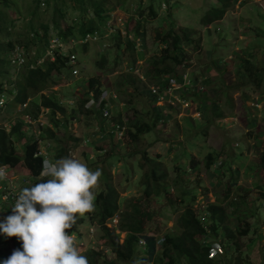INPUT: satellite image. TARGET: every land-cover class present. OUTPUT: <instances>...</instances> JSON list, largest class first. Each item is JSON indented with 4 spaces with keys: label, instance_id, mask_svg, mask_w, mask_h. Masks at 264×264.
<instances>
[{
    "label": "rangeland",
    "instance_id": "rangeland-1",
    "mask_svg": "<svg viewBox=\"0 0 264 264\" xmlns=\"http://www.w3.org/2000/svg\"><path fill=\"white\" fill-rule=\"evenodd\" d=\"M66 1L69 6L66 11L68 18L66 25H72L75 24L80 10L76 8V0ZM261 1L264 0H239L223 20L204 26L200 23V18L215 0H171L167 4H163L162 0H155L153 3L150 0H143L141 6L138 0H120L121 6L111 13L110 20L106 25L108 30L104 35L99 36L97 40H90L86 48L81 46L77 49L79 73L72 75L70 70L63 71L61 76L63 84L45 91L46 94H54L71 111V107L74 105L71 106L70 102L74 99L76 101L83 95L87 90L86 82L90 77L100 78L103 87L106 88L107 85H112V81L117 78L118 73L130 72L129 65H133L130 62L131 51L124 43L121 48L119 47L121 56L116 61L117 47L114 46L115 42L112 35L120 31L123 38L129 37L132 39L136 35L134 28L138 19L141 20L143 27L146 29L145 44L148 49L146 51L142 40L136 39L137 49L142 54L141 60L138 62L139 74L141 75L148 67L147 61L152 52L156 48L160 50L159 47H165L162 42H159L160 40H158V43L155 42L154 36L158 28L162 32H167L174 21L177 33L183 34L186 26L192 29L195 33L193 35L194 42L183 44V49L192 63H185L186 66L179 69V76L181 77L180 73L188 69L193 79L201 80V91H198V93L206 91L208 95V98L203 101L201 107L197 110L201 113L194 112L192 115L183 112L181 109L175 112L176 110L171 107H163L166 109H163V111L169 113V116L163 122L160 121L152 132L143 135V139L136 146V149L130 150L126 148L124 142L118 141L117 138L106 132L110 128L108 123L111 122L104 119L102 121L100 119L101 114L98 111H93L90 114L77 113V119L74 122L80 124L82 121L81 128L84 129L83 132L85 133H80L81 136L79 137L81 141L89 138V142L78 148L76 154L79 155L78 161L86 164L89 169L101 172L98 186L94 190L95 194L104 188L107 177H110L120 197H122L120 200L121 208L130 201L138 200L142 201L144 207L149 208V200L144 193L146 185L143 175L145 172H149L154 164L147 163L146 159L142 158L144 154L165 161L163 164L168 172L167 177H170L165 185L170 194L175 195L180 188L187 189L183 179H180L184 177L192 179L189 186L193 190V194L196 195V200L192 201L193 203L201 199L206 202H214L218 197L221 204H227L229 211H233L228 204L229 201L234 197L240 201L239 195H244L252 205V210H255V214L242 222L243 227L246 226L245 223L251 225L250 233L241 238L242 243H248L247 251L243 245V256H249L255 264H264V199L263 196L260 197V191H263L260 187H264V172H262V166L255 165L256 168L253 170L246 167L253 163L251 162L254 160L251 158L254 154L252 152L253 146L258 144L264 148V102L262 108L255 106L257 96L262 97L261 100L259 99L260 101L264 99L261 94L264 93V79L261 80L260 94L257 95L258 90H254L250 85H247L250 82H245L246 84L242 82L240 87L237 88L235 83H238L239 79L235 76V73L241 62V57H249L250 53L254 54L253 59L260 62V64L264 62V6L260 5ZM13 2L14 5L3 9L7 11L10 18L20 17L15 22L17 28L14 37L18 38L19 36L20 39L26 40V33L29 29L27 21L32 17L36 1L13 0ZM151 3L157 11L156 17L150 15L149 6ZM38 7L40 19L48 22L56 8H62L64 4L62 0H52L49 5L40 2ZM90 17H93V13L88 15V18ZM75 43H77V40H75ZM102 54H106L109 60L107 67L104 69L96 64L97 59ZM226 66L230 71L225 72ZM114 67L116 69L113 72H108L109 69L113 70ZM135 73L137 74V72ZM12 74L13 69L11 67L10 76ZM145 77L147 79L140 84L142 90L148 88L149 84L154 81L148 78L147 75ZM178 86L181 85L178 84ZM6 87L8 85L4 86V88ZM11 90L14 92L13 88ZM144 92L139 94V102H136V107L140 109L141 106H146L151 112L155 103H151L152 97ZM180 92L186 94L187 98H191L195 104H201L202 101L199 100L201 95L197 96L195 89H185ZM128 94L131 93L128 92ZM227 94H229L230 100H228ZM1 95L0 92V97ZM129 95L113 101L111 117L107 118L108 121L116 123L114 119L118 116L126 121L128 118L137 115L134 112L136 109L127 102ZM37 99L41 101L40 96ZM214 104L219 106L218 111H215ZM5 107L6 111L0 113V127H4V123L11 117L15 121L22 117V111L19 107L14 111L7 110L6 105ZM70 111L67 113L66 121L65 118H62L66 122L62 127L63 133L67 134L71 133L69 124L72 126L70 120H72L71 116L73 115ZM141 111L139 110V113L144 116L145 113ZM217 112H223L226 118L219 121L215 118ZM231 115H235L234 117L237 118L233 119ZM246 115L249 116V121ZM242 117L246 118L247 123L242 120ZM145 118L150 119V122H152L150 114ZM206 126L208 128L204 131ZM37 127L40 126L36 124L33 129ZM81 128L79 129L81 130ZM28 132L29 135H32L33 131ZM255 134H257V138L254 137ZM64 138L65 136H62L59 139L61 147L65 144ZM16 144L23 153L18 140ZM70 147L74 148V145L71 144ZM167 148H170L169 152ZM182 151L184 154H180ZM210 152L214 156L213 163L208 169L202 168L201 170V161ZM257 153L259 154V151ZM191 156L196 161L195 167H190ZM75 159L77 160V158ZM143 163H145V167H142ZM216 163L223 166L214 171ZM230 164L233 170H237L238 176L235 177L234 172H225L218 176L220 171L229 168ZM210 172H212L211 176L209 175ZM6 175L11 178L13 186L15 184L20 189L29 184V181H33V178L28 177L30 176L28 170L22 165L14 169L8 168ZM47 179H50V177ZM175 179L177 181H174ZM228 186L231 187V195L226 198ZM253 196L260 197L258 202L252 203L249 200ZM150 198H153V196ZM190 198L191 196H188L187 201H190ZM156 200L159 205V212L163 216L162 231L177 232L176 220L179 211H175V207L172 208L167 205L169 204L168 196L164 193L151 201V204ZM244 204H241L240 209H248V206ZM3 207L1 205L0 210ZM2 214L0 211V216ZM82 217L84 216L78 215L76 220ZM5 219H3V222ZM85 219L86 222L79 224L77 228L82 234L80 241L84 243L83 249H79L80 253L86 255L90 248L102 249L106 252L105 259H113L115 254L110 252L109 247L105 245L106 238L102 237L103 231L98 226L94 227L93 222L87 217ZM117 223L112 226L117 228ZM229 224L233 228L238 225L235 219L229 220ZM116 232H119V230ZM120 233L121 241H123L125 232ZM8 238V243L3 244L0 242V264H4L15 250H23L21 241L16 240L14 242L12 238ZM221 238L219 236L216 240H221ZM254 239L256 240L253 242ZM227 249L229 250V248ZM141 254L145 255V252L141 251Z\"/></svg>",
    "mask_w": 264,
    "mask_h": 264
},
{
    "label": "trees",
    "instance_id": "trees-1",
    "mask_svg": "<svg viewBox=\"0 0 264 264\" xmlns=\"http://www.w3.org/2000/svg\"><path fill=\"white\" fill-rule=\"evenodd\" d=\"M36 7L32 12V17L27 21L28 31L26 33V40L15 38V30L17 28L16 20L20 17L10 18L5 8H9L14 5L13 0H0V90L3 89V82L9 81V54L10 51L18 44L24 46L27 50L41 51L49 43L50 38L57 34L63 40H69L70 37L85 36L87 33L98 32L103 30L107 21L111 17V13L116 8L121 6L120 0H76V8L80 10V14L76 17L75 24H67L68 18L66 11L68 9L67 1H63L64 7L56 8L55 12L52 13L50 21L44 22L40 19L38 12L39 3L49 5L52 0H35ZM54 1V0H53ZM139 5L143 0H138ZM152 3L155 0H150ZM239 0H215V2L207 8L205 13L200 18V23L204 26L211 25L215 22L224 19L225 15L231 11L233 7L238 3ZM57 2V1H56ZM163 4L170 3L171 0H162ZM149 6L150 15L153 17L157 16V11L154 6ZM56 5V4H54ZM4 8V9H3ZM139 8V7H138ZM137 8V9H138ZM65 9V10H64ZM135 9V10H137ZM93 13V17L88 18V15ZM63 25V26H62ZM175 22L171 23V27L167 32L159 30L155 34V42H162L165 47L157 48L152 52L151 56L147 61L145 74L154 82H159L165 77L171 79L177 77L179 69L182 66H186L188 63H192L190 57L187 56L183 49L184 43H193L195 34L192 29L187 26L183 34L177 33L175 30ZM136 35L131 39L129 37L123 38L120 31L113 33L114 46L117 47V53L115 56L116 61L120 58V48L125 43L128 49L131 51L130 61L137 68L136 62L141 59L142 54L137 51L136 39L139 38L143 41L146 51V29L140 19L137 20L135 26ZM89 43L79 44L78 47L82 46L86 48ZM120 47V48H119ZM144 48V50H145ZM77 51V49H74ZM264 52V51H263ZM254 54H249V57H241V62L238 65L235 76L239 79L237 88L240 87L242 82H250L247 85L259 89L261 86V80L264 79V62L260 64L257 60L253 59ZM69 56L58 57L55 61L47 59L43 65L37 66L36 68L26 67L24 74L19 79L16 88L17 93L14 94L13 99L8 102L7 110L16 108L19 103H23L28 98L34 96V101L29 106L28 113L35 116L38 115L41 106L49 107L52 113L61 111L66 112L64 105L60 99L55 97L54 94L41 93L43 90H48L56 85L63 84L62 72L69 70L67 64ZM97 66L101 69L106 68L109 63L106 54H102L96 61ZM186 63V64H185ZM29 65V64H28ZM181 66V67H179ZM108 70V72H113ZM225 72L230 71L228 66L225 67ZM143 80L135 74L133 71L118 73L117 78L112 81V85H107L106 88L114 90L117 93L118 98L129 95L128 104L136 109L135 117L128 118L123 121L121 116L115 117V122L118 124H126V148L136 149V146L142 141L143 135L150 133L156 127L161 119L165 120L169 113L163 112V109L159 106L154 105L153 110L150 112L146 106L139 109L136 102H139V94L144 93L151 96V103H155V96H153L149 89L142 90L140 87ZM167 83V82H166ZM165 83V84H166ZM246 84V83H245ZM88 91H93L95 96L98 97L104 87L100 78L90 77L86 82ZM198 88V87H197ZM131 89V91H129ZM201 90H199L200 92ZM40 95L41 101H38L37 96ZM88 92L85 93V96ZM197 96L201 95L200 101L206 100L208 97L206 91L202 93H196ZM228 100H230L229 94H227ZM85 99L78 101L77 108L73 109V113L85 111L93 112V110L84 109ZM33 105V106H32ZM195 105V104H194ZM194 105H192L193 111ZM215 105V111H218L219 106ZM197 108L201 107V104H196ZM144 112L142 116L139 113ZM152 118L146 119L145 116L149 115ZM215 118L223 119L225 117L223 112L215 113ZM5 115V114H4ZM7 118V117H6ZM108 123L109 127H115V123ZM26 121L23 118L17 119L12 127L7 129H0V165H4L7 168H16L22 165L32 177H37L42 168V155H37L39 151V141L34 136L28 135L26 132ZM208 126L204 128L206 131ZM257 138V134L254 136ZM23 148V153L19 151V147L16 142ZM79 140V139H77ZM74 147L79 145V141L74 144ZM254 150V151H253ZM252 152L254 153L251 157L254 159L252 165L250 164L246 168L249 170L255 169V165L262 166V172H264V148L257 145L253 146ZM259 151V154L257 153ZM146 156V161L152 162L153 167L143 177L145 179L146 188L144 190L146 198L149 200L148 207H144L141 200L130 201L123 208H121L119 192L113 185L110 177L106 179L105 187L95 194L94 210L86 213L84 217L76 220L73 227L69 230L73 232L77 230L79 224L86 222L87 217L91 222L96 221L102 232V237L106 238L105 245L109 247L110 252L115 254L113 259H105L106 252L101 249L90 248L86 257L89 264H255L249 256H243V245L245 250H248V243H242L241 238L246 236L251 231V225L243 223L249 216L255 214V210H252V205L246 200L244 195L240 196V201L234 197L229 201V206L233 211H229L227 204H221L219 201L211 203L207 207L206 219H201V215L197 214L195 209L191 206V201L195 199L193 190L180 188L175 196L167 191L168 172L164 167L163 162H157V159ZM213 160V153L207 155V165ZM145 167V164H144ZM209 167V166H208ZM231 171V170H230ZM225 172V170H224ZM237 170L234 171V176H238ZM174 181H177L176 179ZM33 184H28L27 188H31L36 185V181ZM263 186V185H261ZM263 191H260L261 196L264 199V187ZM162 193L168 196L169 206L175 207V211H179L178 218L176 220V231H162L163 229V216L159 212V205L157 200L151 204V201L155 200L156 197ZM231 195V187L228 186L226 198ZM153 196V198H150ZM191 196L190 201H187V197ZM260 197H250L249 200L252 203L260 199ZM246 204L248 209H240L241 204ZM244 204V205H245ZM118 215L119 217V229L126 231V236L121 242L119 239V233L116 232V228L110 227L107 221ZM1 217V216H0ZM236 220L238 224L235 228L231 227L229 220ZM2 222V221H0ZM241 228V229H240ZM238 229V230H237ZM223 233V234H222ZM141 235H147V249L146 254H141V249L138 244L139 237ZM219 236L223 238V245L225 252L223 255L209 257V244ZM0 242L3 244L9 242L8 236L0 233ZM160 237V238H159ZM14 239L15 237H10ZM160 240L159 246L157 247V241ZM256 239L253 240V242ZM229 248V250L227 249ZM148 255V257H147Z\"/></svg>",
    "mask_w": 264,
    "mask_h": 264
},
{
    "label": "clouds",
    "instance_id": "clouds-1",
    "mask_svg": "<svg viewBox=\"0 0 264 264\" xmlns=\"http://www.w3.org/2000/svg\"><path fill=\"white\" fill-rule=\"evenodd\" d=\"M260 5L264 6V1H261ZM109 20L107 21V23L109 22ZM106 25L104 26V29L102 31L99 30L98 32L87 33V34H96L99 39V36L101 37L108 30V28H106ZM85 36H80V37L72 36L69 38V40H63L60 36L55 34L50 38L48 45L40 52L30 49L27 50L25 49L24 46H21L19 44L15 46L10 51L8 57L10 63V66H8L9 81L4 80L2 85L4 90L2 91L0 90V92L2 93L0 97V113L1 111H6L5 105L8 108L7 103L10 102L13 99L14 94L17 93L16 85L19 79L24 74L26 67L29 66L30 68H36L37 66L43 65V63L47 59L51 61H55L58 57L64 58V56H69L67 62L69 66V70L72 75L78 74L79 56H77L78 50L75 51L74 49L75 48L78 49L79 44L90 43V40L80 41L83 38H85ZM53 39H58V41L62 43L63 46L54 48L53 52L51 53V44ZM72 40L74 41L77 40V43H73ZM136 47H137V43H136ZM16 50L20 52V56L14 55ZM72 55L76 56L74 62L72 61L71 58ZM138 62L139 60L136 62L137 68L135 69L133 68L135 67L134 65H129L130 71H133L134 73L137 72V75L142 80L145 81L147 79L145 77L146 74L145 72L142 75L139 74L140 67ZM11 67L13 69L12 76H10ZM180 75L181 77L179 76L178 73L177 77H172L169 80L168 78L165 77L167 80L163 79L160 80V82L153 81V83L149 84L148 89L150 93L153 96H155V105L161 107L164 110L166 109L163 107H171L172 109L176 110L175 112H178V110L181 109L183 112L186 113L192 114L194 112L196 113L198 112V114H200L201 112L197 111L199 110V108L196 107V104L192 101V99L187 98L186 94L181 93L180 91L185 89H189V90L195 89L196 93H198V91L201 90V85H200L201 80L197 81L196 79H193L188 69L181 72ZM185 75H187L186 78ZM173 82H176L177 85L178 84L181 85L178 89L175 90V93L179 96L180 101H177L176 105L168 104L164 106L158 104L157 96L152 93L150 86L156 85L159 86L161 89H163L164 87L170 86L171 83ZM5 85H8V87L4 88ZM12 88L14 89V92H12L11 90ZM252 88L255 90V87ZM259 89H256L258 90V92L256 93L257 95L260 94ZM45 91L46 90H43L41 91V93H45ZM86 92H88L87 96H85ZM105 92L107 93L106 98L101 99L102 95ZM261 94L264 96V93ZM34 96L28 98V100H26L23 103H19L16 106V108L19 107L20 110L22 111L21 118H23L27 123L26 124L27 134L29 135L28 131H30V133L33 131L31 133L32 134L31 136H34L39 141V151L37 155L43 156L42 168L40 174L37 177H32L31 174L30 176H28L33 178V181H36L35 182L36 185H34L31 188H27L28 185L27 184L24 185L21 189L17 187L15 184L13 186L11 178L8 175H6V173L8 172V168L4 165H0V206L1 205L4 206L0 210L1 213H3L2 216L0 217V221H2L0 222V232H2L4 235L8 237H15L13 239L14 242L16 240L21 241L22 249H23V250H19V249L15 250L12 253V255L4 262V264H89L87 257L85 255H82L79 251V249H83V245H84V243L80 241L82 234L78 231V229L70 233L69 230L75 224L78 215L84 216L86 213H89L94 210V201H95L94 190L98 186L101 172L99 170L92 171L87 167L86 164H83L80 161H78L79 155L76 154V151L78 148L82 147L83 145H86L89 142V138L83 137L85 139H82L81 141V138L79 136H81L80 133H82L84 130L81 128L82 121L80 122V124L74 121L77 119L76 114L82 112L73 113V109L77 108L78 101L80 99H85L84 101L85 110L98 111L101 114L100 116L101 120L104 119L107 122H110L107 120V118L111 117L113 101H116V99H118V96L114 90L104 88L102 93L98 97H96L93 91L89 92L87 89L83 93V95H81L76 101L74 99L73 101L70 102L71 106L74 105L73 107H71V111L67 109V107L61 102L66 109L65 113L57 110L55 114H53L51 108L41 106L37 116H35L34 114L33 115L29 114L27 110L34 101V99H36L34 98ZM261 98L262 97L259 96L256 97L255 106H260L262 108V103L264 102V99L260 101ZM107 102H109L110 104L109 117L104 115V110H103L106 107ZM183 103H186L187 106L183 107ZM202 103L203 102H201V105ZM192 105H194L195 111H193V109L191 108ZM69 111L70 113H72L73 116H71L72 120H70V123L72 122V126L69 124V129H71L70 130L71 133L67 134V133H63L64 130L62 129V127H64V125L66 124L65 121L67 118V113ZM82 114H90V111H85V113ZM234 116L235 115L233 116L231 115L233 119L237 118ZM62 118H65L64 119L65 121L62 120ZM225 118L226 117L218 120L221 121L224 120ZM246 118L248 121L250 120L249 116L247 115ZM246 118L242 117V120H244L245 123H247ZM16 121L13 119V117H11L6 123H4V127L1 126L0 129L9 130ZM161 121L163 122L164 120L161 119ZM61 123L62 125L59 126V124ZM36 124H38L40 127L33 129V126ZM115 124H117L115 125V127L108 128L106 132L112 135L114 138H117L118 141H122L125 143L126 126L118 123ZM79 128H81L82 131ZM71 134H74L73 138L79 139V145L74 148L70 147V145L71 144L73 145V143L71 141H67ZM62 136H65L64 138L65 144L63 145V147H61L60 145L61 143L59 140ZM52 142L54 143V145ZM67 142L69 144H66ZM54 147L57 148L56 155L50 154V151L51 152L54 151ZM20 149L23 148L20 146ZM167 150L169 152L170 148H167ZM183 151L180 154H184ZM207 155L205 159L201 161L202 162L201 170L202 168L208 169L211 166V163H213L212 160L211 163L207 165ZM75 158H77V160ZM142 158L146 159V156ZM157 162H165V161L158 160ZM195 163H196L195 159L191 156L190 167H195ZM144 164L145 163L142 164V167H144ZM214 166L215 169L213 170L217 171V169L219 167H222L223 165L221 164L217 165L216 163ZM178 167L180 168V166ZM234 171L235 170H233L231 164L229 165V168L225 170V172H230V173ZM225 172L224 170H221L218 176L221 173H225ZM146 173L147 172H145L144 175ZM211 174L212 172H210L209 175L211 176ZM48 177H50V179H47ZM169 178L170 177H168V179ZM180 179H183L184 185L187 188L186 190L191 189V187L189 186L190 180H192L191 178L187 179L182 177ZM33 181H29V184H33L34 183ZM145 188L146 187H144V190ZM177 195L178 192L175 193V196ZM195 200H196V195H195V199L192 201L194 202ZM192 201H191V206L195 209L197 214L202 216L200 218L203 220L206 219L205 218L207 214L206 209L208 205L211 203H215L216 201H219V198L216 197L214 202H206L203 199L197 201L196 203H193ZM5 217L7 218L5 219ZM3 219H5L4 222ZM116 223H117L116 231L119 230V232L117 233H119V239L121 241L120 232H122V230L119 229L118 215H115L114 217H112L107 221V224L110 227H113L112 225ZM92 225H94V227L96 226L100 227L96 221H93ZM124 232L126 236V231ZM222 241L223 238H221V240L215 239L213 240V242L209 244L210 246L208 253L210 258H213L215 256L220 257V255L224 254L225 247ZM159 243L160 240H158L156 243L157 247L159 246ZM138 244L140 249L146 252L148 245L147 235H141L139 237ZM211 248L212 250H214L212 256L210 251ZM220 249L222 251H220ZM151 264L153 263L151 262Z\"/></svg>",
    "mask_w": 264,
    "mask_h": 264
},
{
    "label": "built area",
    "instance_id": "built-area-1",
    "mask_svg": "<svg viewBox=\"0 0 264 264\" xmlns=\"http://www.w3.org/2000/svg\"><path fill=\"white\" fill-rule=\"evenodd\" d=\"M93 39H98V36L96 34H87L85 36V38H83L82 40L80 41H88V40H93ZM73 43H75L74 40H72ZM63 44L60 43L58 41V39H53L52 40V44H51V53L53 52V49L56 48V47H62ZM15 56H20V52L18 50L15 51L14 53ZM72 58V61L74 62L75 59H76V56L75 55H72L71 56ZM20 59V58H19ZM75 72H76V69H75ZM143 77V76H142ZM187 77V75H185V78ZM189 82V81H188ZM180 86H178L176 84V82H173L171 83L170 86H167V87H164L163 89H161L159 86H156V85H151L150 88L152 90V93L155 94L157 96V103L160 104V105H168V104H171V105H176L177 104V101H180V98L179 96L175 93V90L178 89ZM107 93L105 92L101 99H105L106 98V95ZM187 104L186 103H183V107H186ZM109 107H110V104L109 102L106 103V107L103 109L104 110V115L105 116H110V111H109ZM211 256L214 252V250H212L211 248ZM220 251H222L220 249Z\"/></svg>",
    "mask_w": 264,
    "mask_h": 264
},
{
    "label": "crops",
    "instance_id": "crops-1",
    "mask_svg": "<svg viewBox=\"0 0 264 264\" xmlns=\"http://www.w3.org/2000/svg\"><path fill=\"white\" fill-rule=\"evenodd\" d=\"M62 125V123L61 124H59V126H61ZM76 125H78V124H76ZM74 137V134H71L70 136H69V139L67 140V141H71L72 143H74V144H76L79 140H77V139H75V138H73ZM53 143V142H52ZM66 144H69L68 142L66 143ZM53 145H54V143H53ZM52 148V147H51ZM61 148V147H60ZM50 150V149H49ZM56 153H57V148H55L54 147V151L53 152H51L50 151V154H52V155H56Z\"/></svg>",
    "mask_w": 264,
    "mask_h": 264
}]
</instances>
